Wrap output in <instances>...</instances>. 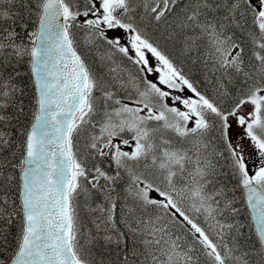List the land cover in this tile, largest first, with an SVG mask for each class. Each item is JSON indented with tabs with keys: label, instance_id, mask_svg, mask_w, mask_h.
Wrapping results in <instances>:
<instances>
[{
	"label": "snow or ice",
	"instance_id": "snow-or-ice-1",
	"mask_svg": "<svg viewBox=\"0 0 264 264\" xmlns=\"http://www.w3.org/2000/svg\"><path fill=\"white\" fill-rule=\"evenodd\" d=\"M0 264H264V0H0Z\"/></svg>",
	"mask_w": 264,
	"mask_h": 264
}]
</instances>
